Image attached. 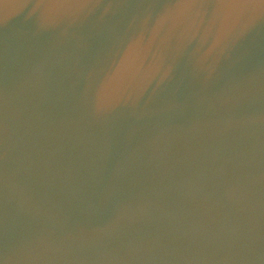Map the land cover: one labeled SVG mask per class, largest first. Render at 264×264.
Returning a JSON list of instances; mask_svg holds the SVG:
<instances>
[{
  "label": "water",
  "instance_id": "95a60500",
  "mask_svg": "<svg viewBox=\"0 0 264 264\" xmlns=\"http://www.w3.org/2000/svg\"><path fill=\"white\" fill-rule=\"evenodd\" d=\"M0 264H264V0H0Z\"/></svg>",
  "mask_w": 264,
  "mask_h": 264
}]
</instances>
